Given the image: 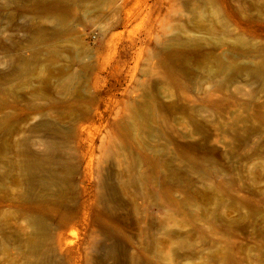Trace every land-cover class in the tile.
I'll list each match as a JSON object with an SVG mask.
<instances>
[{"label": "rangeland", "instance_id": "374dc122", "mask_svg": "<svg viewBox=\"0 0 264 264\" xmlns=\"http://www.w3.org/2000/svg\"><path fill=\"white\" fill-rule=\"evenodd\" d=\"M0 264H264V0H0Z\"/></svg>", "mask_w": 264, "mask_h": 264}, {"label": "bare ground", "instance_id": "6f19581e", "mask_svg": "<svg viewBox=\"0 0 264 264\" xmlns=\"http://www.w3.org/2000/svg\"><path fill=\"white\" fill-rule=\"evenodd\" d=\"M171 17H172V16H171ZM165 24H166V23H165ZM166 26H167V25H166ZM166 26H165V27H166ZM166 28H167V27H166ZM165 31H166V30H165ZM164 33H165V32H164ZM169 34H170V33H169ZM169 34H168V35H169ZM159 40H160V39H159ZM261 73H262V72H261ZM148 75H149V74H148ZM141 84H142V83H141ZM87 109H88V108H87ZM134 110H135V109H134Z\"/></svg>", "mask_w": 264, "mask_h": 264}]
</instances>
